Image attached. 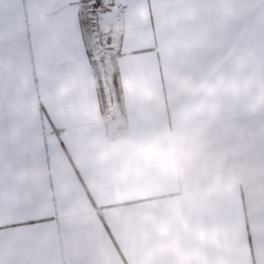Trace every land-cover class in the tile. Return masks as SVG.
<instances>
[{
	"label": "crops",
	"instance_id": "crops-1",
	"mask_svg": "<svg viewBox=\"0 0 264 264\" xmlns=\"http://www.w3.org/2000/svg\"><path fill=\"white\" fill-rule=\"evenodd\" d=\"M82 2L0 0V201L53 218L26 257L264 264V0H116L110 93ZM54 8L74 40L52 70L33 37Z\"/></svg>",
	"mask_w": 264,
	"mask_h": 264
},
{
	"label": "snow or ice",
	"instance_id": "snow-or-ice-1",
	"mask_svg": "<svg viewBox=\"0 0 264 264\" xmlns=\"http://www.w3.org/2000/svg\"><path fill=\"white\" fill-rule=\"evenodd\" d=\"M103 9V0H84L75 19V29L80 32L81 42L85 33L95 26L92 19L96 15V9ZM91 10V15H89ZM44 25L34 35V45L43 48L46 52L44 63L47 68L65 69L71 64V60L65 57L63 50L70 47L74 36L72 29L63 26L61 9H52L42 18ZM89 55V53H85ZM52 217L44 213V209L38 201L17 199L14 201H0V264H44L40 257L31 259L26 257L27 242L20 237L21 230L39 232L49 226ZM9 253L7 262L3 254Z\"/></svg>",
	"mask_w": 264,
	"mask_h": 264
},
{
	"label": "rangeland",
	"instance_id": "rangeland-1",
	"mask_svg": "<svg viewBox=\"0 0 264 264\" xmlns=\"http://www.w3.org/2000/svg\"><path fill=\"white\" fill-rule=\"evenodd\" d=\"M83 3L84 0L82 5ZM103 5V9H96V15L92 17L96 22L95 26L86 35L100 83L103 89L105 88L107 93H110L112 88V73L114 71L113 45L116 35L113 26L119 19L120 8L116 0H103ZM89 15H91V10H89Z\"/></svg>",
	"mask_w": 264,
	"mask_h": 264
},
{
	"label": "trees",
	"instance_id": "trees-1",
	"mask_svg": "<svg viewBox=\"0 0 264 264\" xmlns=\"http://www.w3.org/2000/svg\"><path fill=\"white\" fill-rule=\"evenodd\" d=\"M117 78H118V71H117V68L114 66V71L112 73V80H113L114 86H116V87H118L117 86L118 85L117 84L118 83Z\"/></svg>",
	"mask_w": 264,
	"mask_h": 264
}]
</instances>
